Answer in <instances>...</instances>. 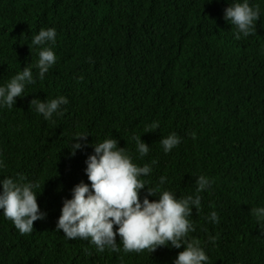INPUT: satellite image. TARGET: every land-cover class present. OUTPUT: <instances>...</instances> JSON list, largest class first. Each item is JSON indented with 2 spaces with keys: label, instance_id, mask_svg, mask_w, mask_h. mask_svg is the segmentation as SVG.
Returning a JSON list of instances; mask_svg holds the SVG:
<instances>
[{
  "label": "trees",
  "instance_id": "obj_1",
  "mask_svg": "<svg viewBox=\"0 0 264 264\" xmlns=\"http://www.w3.org/2000/svg\"><path fill=\"white\" fill-rule=\"evenodd\" d=\"M232 2L0 0V86L27 65L35 80L12 108H0V179L22 174L38 183L37 203L47 213L26 234L0 214V264H172L183 245L124 252L117 236L121 251L98 252L56 230L72 187L90 183V145L104 139H116L137 166L149 164L152 171L140 177L149 187L164 176L159 190L179 198L196 194L197 176L212 180L198 193L200 210L192 208L186 236L207 264H264V223L250 214L264 207V0H248L260 15L240 39L223 19ZM48 27L55 43L29 48ZM44 46L56 62L40 79L34 65ZM60 95L68 102L50 120L29 107L34 97ZM153 121L158 128L145 133ZM170 133L180 142L165 153L159 141ZM76 134H87L89 146L73 156ZM133 135L149 146L146 155L137 153ZM211 211L216 224L207 219Z\"/></svg>",
  "mask_w": 264,
  "mask_h": 264
},
{
  "label": "clouds",
  "instance_id": "obj_2",
  "mask_svg": "<svg viewBox=\"0 0 264 264\" xmlns=\"http://www.w3.org/2000/svg\"><path fill=\"white\" fill-rule=\"evenodd\" d=\"M256 5H249L248 0H233L224 9L223 19L235 26L234 36H248L253 32L254 22L259 19ZM56 30L53 27L41 28L31 38L29 46L54 44ZM264 52V48L261 49ZM38 59L34 67L38 69L36 76L43 79L44 74L56 62V56L51 47L39 48ZM35 83L30 66L13 75L5 85L0 86V108H12L17 97L25 96L24 89L28 84ZM66 97L60 95L50 100L32 98L29 107L34 108L44 120H50L53 114H62L61 106L67 104ZM158 122L153 121L145 126V133L156 130ZM195 139V133H191ZM87 134H76L70 144V155H75L78 149L89 146ZM135 148L139 156L149 151V146L141 137L133 135ZM180 142L175 133L162 137L159 141L165 153H168ZM92 154L85 161L87 180L81 181L71 189V197L65 198L60 208L55 228L63 232L67 239H87L96 246V251L103 252L109 248L113 252L121 251L117 247L116 237L124 252L148 250L153 252L158 246H170L179 251L172 264H207L208 256L198 243L189 241L186 236L193 230L188 217L192 208L197 213L200 210L201 197L198 193L207 190L212 183L209 177L199 175L195 178V195L176 197L168 190H159L165 182V177H159V183L149 187L140 177L147 176L151 171L149 164L137 166L126 153L124 147H118L116 139H104L102 142L90 145ZM155 163V161H152ZM0 167L3 164L0 163ZM145 186H147L145 188ZM38 183L25 182L22 174L17 179L10 177L0 179V214L10 219L20 234L33 231V222L45 219L47 213L39 208L35 189ZM145 194L141 197V190ZM158 199L149 200V197ZM250 214L254 216L257 225L264 223V207H253ZM213 224L218 223L215 211L208 214ZM116 226L115 231L113 226ZM214 236L209 240L215 241Z\"/></svg>",
  "mask_w": 264,
  "mask_h": 264
}]
</instances>
